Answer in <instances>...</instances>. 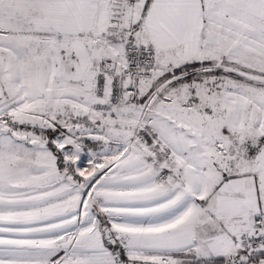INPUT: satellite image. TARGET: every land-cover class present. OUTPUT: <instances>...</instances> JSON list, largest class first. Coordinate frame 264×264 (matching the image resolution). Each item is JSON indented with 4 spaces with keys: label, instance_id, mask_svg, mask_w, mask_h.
I'll list each match as a JSON object with an SVG mask.
<instances>
[{
    "label": "snow or ice",
    "instance_id": "6c2138e0",
    "mask_svg": "<svg viewBox=\"0 0 264 264\" xmlns=\"http://www.w3.org/2000/svg\"><path fill=\"white\" fill-rule=\"evenodd\" d=\"M0 264H264V0H0Z\"/></svg>",
    "mask_w": 264,
    "mask_h": 264
}]
</instances>
